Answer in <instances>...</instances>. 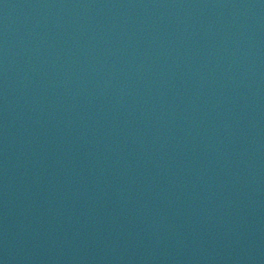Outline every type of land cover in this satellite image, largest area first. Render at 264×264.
I'll return each mask as SVG.
<instances>
[{
    "label": "water",
    "instance_id": "obj_1",
    "mask_svg": "<svg viewBox=\"0 0 264 264\" xmlns=\"http://www.w3.org/2000/svg\"><path fill=\"white\" fill-rule=\"evenodd\" d=\"M0 205L264 264V0H0Z\"/></svg>",
    "mask_w": 264,
    "mask_h": 264
}]
</instances>
